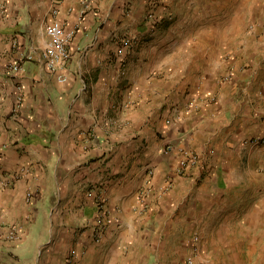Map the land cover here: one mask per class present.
<instances>
[{
  "label": "crops",
  "instance_id": "0c3cea01",
  "mask_svg": "<svg viewBox=\"0 0 264 264\" xmlns=\"http://www.w3.org/2000/svg\"><path fill=\"white\" fill-rule=\"evenodd\" d=\"M224 1L62 0L74 34L52 73L51 0H0V264H185L193 247L195 264H264V0L242 37ZM167 139L199 166L177 173Z\"/></svg>",
  "mask_w": 264,
  "mask_h": 264
},
{
  "label": "built area",
  "instance_id": "2783aa9c",
  "mask_svg": "<svg viewBox=\"0 0 264 264\" xmlns=\"http://www.w3.org/2000/svg\"><path fill=\"white\" fill-rule=\"evenodd\" d=\"M61 1L62 0H51L50 13L52 16V21L47 24L45 28V33L48 37V40L44 48L43 57L46 69L52 73L57 72L59 68L63 67L68 62L70 58L68 44L74 34V31L66 30L60 21L56 19ZM11 70L12 72H18L21 70V67L18 63H13L11 65ZM56 79L61 83L66 81L65 75L61 73L56 74ZM179 118L180 117L177 114L172 113L171 116L166 118V127H168V129L174 128L177 125ZM164 152L177 153L176 172L179 174H183L193 168H197L201 161V157L198 153L183 145L181 146L180 144H175L173 141H171V139H167L165 141ZM96 207V227L92 232V235L96 241H99L102 236L103 221L107 217L105 200L99 198L96 202ZM20 233L21 231L19 227L11 226L5 236L9 241H16L18 240ZM195 250L196 247H193L192 253L189 254L185 259V264H195ZM72 258V256L69 257L68 263L71 264Z\"/></svg>",
  "mask_w": 264,
  "mask_h": 264
},
{
  "label": "rangeland",
  "instance_id": "374dc122",
  "mask_svg": "<svg viewBox=\"0 0 264 264\" xmlns=\"http://www.w3.org/2000/svg\"><path fill=\"white\" fill-rule=\"evenodd\" d=\"M250 0H239L240 2V7H239V15H240V24L238 26H240V35L245 36V34L247 33H253L254 31H257L258 29L262 28V22H261V15H260V11H258V9H254L252 10V8L250 7L249 3ZM235 4V2H233ZM225 5H228L225 7V13H226V17L231 16L232 13V2H230V0H225L224 1ZM231 4V6H230ZM236 10V9H235ZM230 19V18H228ZM236 28L233 31V24H229L227 29L228 32H226V37L228 36V38H226V42L228 40V42L230 44H232L233 42V32L236 31ZM258 39H260V37L258 36ZM215 42L214 39H210L209 40V44H213ZM230 48L228 50H225L222 55H219L218 57H216L218 59V61L222 62V66L223 67H235L236 62L238 60V55L236 52L234 47L229 46ZM185 57H183L184 60ZM192 61L196 62L198 65H200L203 61V58H201V53L199 52V50H197L196 54L192 57ZM193 67H200V66H193ZM264 139V137H262V140ZM196 262V261H195ZM183 264V261H182ZM196 264H205L204 262H202L201 260L198 259Z\"/></svg>",
  "mask_w": 264,
  "mask_h": 264
}]
</instances>
